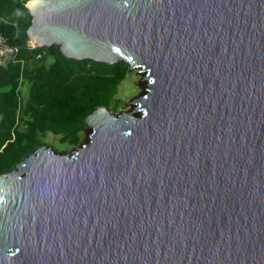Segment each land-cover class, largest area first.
Returning a JSON list of instances; mask_svg holds the SVG:
<instances>
[{"label": "water", "instance_id": "1", "mask_svg": "<svg viewBox=\"0 0 264 264\" xmlns=\"http://www.w3.org/2000/svg\"><path fill=\"white\" fill-rule=\"evenodd\" d=\"M26 7L32 47L123 60L147 89L0 174V264H264V0Z\"/></svg>", "mask_w": 264, "mask_h": 264}, {"label": "trees", "instance_id": "2", "mask_svg": "<svg viewBox=\"0 0 264 264\" xmlns=\"http://www.w3.org/2000/svg\"><path fill=\"white\" fill-rule=\"evenodd\" d=\"M28 1L0 0V36L15 48L0 58V174L44 144L48 134L64 144L63 153L78 145L95 107L115 111L123 104L117 92L129 67L67 58L54 44L32 47Z\"/></svg>", "mask_w": 264, "mask_h": 264}, {"label": "rangeland", "instance_id": "3", "mask_svg": "<svg viewBox=\"0 0 264 264\" xmlns=\"http://www.w3.org/2000/svg\"><path fill=\"white\" fill-rule=\"evenodd\" d=\"M118 61L124 62L129 66V64L123 60H118ZM146 89H147V80L145 78V71H141L139 68L127 67V71L125 72V76L118 86V92H117V98L121 99L123 101V104L117 110L115 111L111 110V111L115 115L124 111V112H130L132 115L138 116L139 113L135 111L136 108L135 100L139 98L141 95L145 94ZM91 131L92 128L86 125L85 129L82 131V138L80 143L76 146H69L67 151L64 153H68V152L70 153L76 148H79L82 144L88 142V140L90 139ZM44 144H46L49 147H51L52 145L56 149V151L63 153L62 149L64 147V144L60 143L59 140L56 137L52 136L51 134H48V136L44 139Z\"/></svg>", "mask_w": 264, "mask_h": 264}, {"label": "built area", "instance_id": "4", "mask_svg": "<svg viewBox=\"0 0 264 264\" xmlns=\"http://www.w3.org/2000/svg\"><path fill=\"white\" fill-rule=\"evenodd\" d=\"M15 51V48L8 46L5 39L0 36V58L6 56L8 53Z\"/></svg>", "mask_w": 264, "mask_h": 264}, {"label": "bare ground", "instance_id": "5", "mask_svg": "<svg viewBox=\"0 0 264 264\" xmlns=\"http://www.w3.org/2000/svg\"><path fill=\"white\" fill-rule=\"evenodd\" d=\"M144 71H146V70H144Z\"/></svg>", "mask_w": 264, "mask_h": 264}]
</instances>
